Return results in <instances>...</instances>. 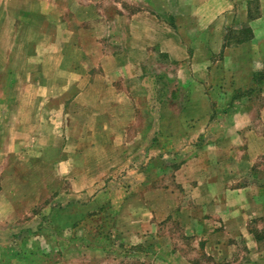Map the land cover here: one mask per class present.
Instances as JSON below:
<instances>
[{"label":"crops","instance_id":"0c3cea01","mask_svg":"<svg viewBox=\"0 0 264 264\" xmlns=\"http://www.w3.org/2000/svg\"><path fill=\"white\" fill-rule=\"evenodd\" d=\"M54 11L78 20L73 34L82 37L75 40L79 58L69 59L62 51L69 35L59 27V59L48 65L60 73L42 80L59 84L64 99L66 154L54 162L72 179L71 193L91 196L76 215L100 212L104 196L122 192L117 212L126 207L127 215L117 225L121 242L132 246L111 253L109 237L77 233V250L87 252L82 264H89L90 253L93 264H136L147 243L157 247L150 257L166 264H264V0H31V19L52 20ZM37 83L31 98L51 99L37 95ZM144 116H156L157 123L142 122ZM43 126L33 131L46 130L48 122ZM166 146L175 171L171 184H158L161 165L152 188L113 193L97 187L118 166L141 164L133 151L145 159L157 151L155 159L162 160ZM145 174L144 184L152 179ZM184 193L193 212L175 207ZM135 194L159 199L151 217L146 202L132 201ZM153 216L159 228L167 218L185 225L190 250L158 228L149 235ZM87 223L78 220L77 232L95 226ZM6 234L13 229L0 230V264H58L52 253L31 254L30 241L20 251L19 236Z\"/></svg>","mask_w":264,"mask_h":264},{"label":"rangeland","instance_id":"374dc122","mask_svg":"<svg viewBox=\"0 0 264 264\" xmlns=\"http://www.w3.org/2000/svg\"><path fill=\"white\" fill-rule=\"evenodd\" d=\"M71 1L76 2V0ZM77 23L78 20L73 18L67 20L60 18L56 11H54L52 20L31 19V0H0V230H9L10 233L13 229L14 234L6 235L19 236L20 251L26 252L28 250L27 242L30 241L31 254L52 253L58 257L54 260V263L58 264H82L85 262L87 252H83L86 251L84 249L77 250V233L89 238L93 235L96 241L100 238H95L97 233L109 237L111 253L113 250L127 253L132 247L121 242L119 232L123 231L117 225V219L123 220L127 215L126 207L120 213L117 212V206H120L125 198L121 196L122 192L111 196L109 200L108 196H104L107 201L101 200L105 201V205H101L103 207H100V212L87 215L83 211L76 215V206L85 204L91 196H86L84 193H78L79 196H76V192L71 193L72 179L62 176L59 164L54 162L60 158L61 154H66L63 149V132L60 131L59 115V109L63 106L64 99L62 100L59 84L54 82L46 84L42 80L45 77L54 80L60 73V68L48 65L49 61L55 63L59 59L58 56H55L60 50L56 36L59 27H62L63 32L69 35V44L66 45L68 48L65 46L66 48H63L62 51H65L64 54L69 59L79 58V46L75 45L77 43L75 40H81L82 37L73 34ZM51 31L54 32L50 33ZM90 39L91 37L88 38L89 42ZM34 81L39 82L36 84L37 88L40 86V89H35L37 95L43 98L47 97L48 93V95H52L51 99H36L34 101L31 98V86H35ZM45 108L48 109L46 114ZM71 117L72 115L68 119L70 120ZM45 122H48L46 130L33 131L35 126L42 127ZM142 122L154 124L157 123V119L156 116L148 117V119L144 116ZM67 134L71 133L66 132L65 137ZM187 140H183L184 143H188L189 140ZM182 147L183 145L179 150ZM138 150L133 151L132 160L135 161V158H138L139 161L141 158V164L128 165L126 163L118 166L115 171L109 174L111 178L107 179L108 175H105V180L101 179V184L97 187L111 188L113 193L119 189L128 190L130 187H134L138 191L143 186L152 188L157 182L155 172L159 174L155 167H161V165H163L164 175L159 177L161 180H158V184L162 186L173 182L175 176V171L171 168V159L173 158L167 146L164 147L165 153L162 160L155 159L157 151L151 152L150 149V158L145 159L144 156L138 155ZM146 152L149 153V149L141 150L142 154ZM160 161L162 163L158 164ZM180 161H182L181 158L178 159V162ZM167 166L169 167L166 169ZM147 171L152 179L149 183L144 184L145 181L142 177L147 176L145 174ZM166 198L170 199V195L163 196V199ZM132 201L135 203L146 202L149 207L145 206V208L148 207L150 217L153 214L150 211H156L153 206L159 204V199H155V195L140 196L135 194ZM78 202L79 204H77ZM115 202L117 205L114 206ZM175 205V207L182 206L188 212L189 210L193 212L191 211L193 204H191L187 193L180 196V202ZM150 217L148 222L149 225H152V221L156 217L153 216L152 219ZM74 220L75 223H72ZM78 220L80 222L87 220V224L94 223L95 226L93 228L84 226L77 232ZM163 222L166 223L161 228L152 225V229L149 226V235L154 236L157 228L159 231H166L167 238H175V243H181L179 247L188 252L191 248V241H188L190 235L185 234V232L187 233L186 226L180 224L177 218H173L171 221L167 218ZM151 230L153 232H150ZM61 237L64 239L69 237V241L67 239L63 241ZM150 242L152 241L150 240ZM6 243H9V239H6ZM101 243L103 242L100 241L99 244ZM14 244H17V240ZM67 246L68 248H66ZM156 249L154 243L150 245L147 243L141 247L139 251L146 254L142 255L143 258L139 259V262L142 264H166V262H157L150 257L153 256ZM164 251L167 250L164 249ZM59 253H62L60 257ZM88 259L89 264H93L91 253ZM139 262L135 261L136 264ZM204 264L213 263L207 261Z\"/></svg>","mask_w":264,"mask_h":264},{"label":"trees","instance_id":"16d2710c","mask_svg":"<svg viewBox=\"0 0 264 264\" xmlns=\"http://www.w3.org/2000/svg\"><path fill=\"white\" fill-rule=\"evenodd\" d=\"M89 215H93V213H90Z\"/></svg>","mask_w":264,"mask_h":264}]
</instances>
